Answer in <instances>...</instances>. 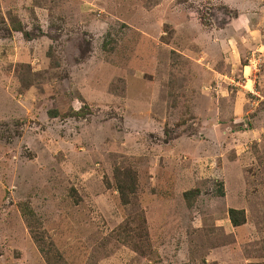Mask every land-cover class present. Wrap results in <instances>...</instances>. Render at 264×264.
Wrapping results in <instances>:
<instances>
[{
    "label": "rangeland",
    "instance_id": "1",
    "mask_svg": "<svg viewBox=\"0 0 264 264\" xmlns=\"http://www.w3.org/2000/svg\"><path fill=\"white\" fill-rule=\"evenodd\" d=\"M0 15V264H264V0Z\"/></svg>",
    "mask_w": 264,
    "mask_h": 264
},
{
    "label": "trees",
    "instance_id": "2",
    "mask_svg": "<svg viewBox=\"0 0 264 264\" xmlns=\"http://www.w3.org/2000/svg\"><path fill=\"white\" fill-rule=\"evenodd\" d=\"M1 32H5L6 35H10L12 34L11 32L23 31L21 24L18 28L11 30V28L7 25L5 18H2L0 15V33ZM25 36L27 38L29 37L27 32H25ZM76 114L80 115L81 113L77 112ZM115 185L117 193L121 198V202L124 205H129L131 203V197L135 196L138 193V182L136 179V175L131 173L130 171L117 169L115 174ZM199 192V190H194L186 192L184 194V198L188 205H190L191 201L197 196V194H199ZM220 193L223 194L221 191ZM229 218L234 227H240L246 223V216L244 210L231 208L229 210Z\"/></svg>",
    "mask_w": 264,
    "mask_h": 264
}]
</instances>
